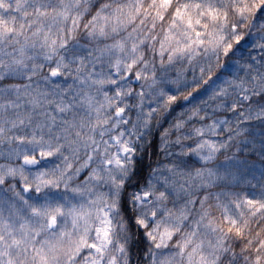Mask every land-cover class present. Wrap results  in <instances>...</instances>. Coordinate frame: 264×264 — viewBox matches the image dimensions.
<instances>
[{"label":"snow or ice","instance_id":"6c2138e0","mask_svg":"<svg viewBox=\"0 0 264 264\" xmlns=\"http://www.w3.org/2000/svg\"><path fill=\"white\" fill-rule=\"evenodd\" d=\"M0 264H264V0H0Z\"/></svg>","mask_w":264,"mask_h":264}]
</instances>
